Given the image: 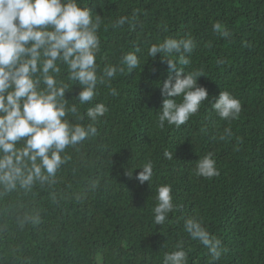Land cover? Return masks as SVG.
<instances>
[{"label":"trees","instance_id":"trees-1","mask_svg":"<svg viewBox=\"0 0 264 264\" xmlns=\"http://www.w3.org/2000/svg\"><path fill=\"white\" fill-rule=\"evenodd\" d=\"M83 4L102 16L100 69L120 65L121 57L137 47L140 67L129 72L121 65L125 71L111 80L117 96L98 86L95 99L109 111L96 125L95 137L67 149L70 159L54 183L0 197V264H162L164 253L180 240L188 264H210L208 249L183 230L184 218L191 215L201 217L222 241L217 264H264V0ZM122 15H135L139 23L114 29ZM217 22L228 37L213 31ZM188 36L195 48L183 67L204 74L197 82L208 98L184 125L165 122L161 128L159 84L168 78L167 58L159 53L150 58L147 50L166 37ZM170 58L176 60L175 54ZM223 90L241 103L239 116L231 120H222L211 107ZM79 91L74 84L66 99L75 103ZM209 152L219 175L197 176L196 160ZM149 160L153 177L141 184L136 167ZM161 184L172 186L179 207L165 224L156 225L151 209ZM25 210L38 212L40 223L21 228L17 216Z\"/></svg>","mask_w":264,"mask_h":264},{"label":"clouds","instance_id":"clouds-1","mask_svg":"<svg viewBox=\"0 0 264 264\" xmlns=\"http://www.w3.org/2000/svg\"><path fill=\"white\" fill-rule=\"evenodd\" d=\"M94 13L83 0H0V197L54 183L70 159L67 149H77L95 137L96 125L109 111L105 103L95 99L98 86L106 85L110 94L117 96L111 80L125 71L121 65L129 72L140 67L137 47L121 57L120 65L100 69L97 56L101 52L98 31L102 16ZM137 23L135 15H122L112 27H135ZM213 31L221 37L230 35L219 22L213 24ZM194 48L195 41L188 36L166 37L147 50L150 58L158 53L162 60L167 58L168 78L159 84L164 97L159 113L161 128L165 122L184 125L207 101V89L197 82L204 74L183 67L191 63L188 56ZM174 54L176 60L170 58ZM61 65L66 69L63 74ZM74 84L80 87L73 97L75 103L65 97ZM78 105L86 106V111L81 113ZM211 107L222 120L234 119L241 112L240 101L227 90L220 91ZM225 134L230 130L225 129ZM164 156L173 159L169 151ZM153 167L151 160L136 167L141 169L136 179L150 184ZM126 174L132 177L133 171ZM195 174L205 178L219 175L213 153L196 160ZM96 184L93 181L92 187ZM154 199V222L163 225L179 207L174 203L172 186L158 185ZM17 222L21 228L36 225L40 215L25 210ZM183 230L208 249L210 264H217L224 251L222 241L209 233L203 219L187 216ZM162 264H188L183 240L164 253Z\"/></svg>","mask_w":264,"mask_h":264}]
</instances>
